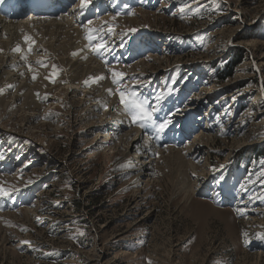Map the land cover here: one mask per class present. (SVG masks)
<instances>
[{
    "label": "rangeland",
    "instance_id": "1",
    "mask_svg": "<svg viewBox=\"0 0 264 264\" xmlns=\"http://www.w3.org/2000/svg\"><path fill=\"white\" fill-rule=\"evenodd\" d=\"M101 3L111 12L79 30L85 49L95 58L105 44L107 82L136 91L151 119L142 127L119 97L67 89L54 54L65 34L44 30L52 45L34 43L30 63L42 87L29 109L0 107V186L11 193L0 197V264H264V0ZM87 28L98 30L91 42ZM199 135L208 140L186 150ZM138 156L153 170L127 167Z\"/></svg>",
    "mask_w": 264,
    "mask_h": 264
},
{
    "label": "bare ground",
    "instance_id": "2",
    "mask_svg": "<svg viewBox=\"0 0 264 264\" xmlns=\"http://www.w3.org/2000/svg\"><path fill=\"white\" fill-rule=\"evenodd\" d=\"M32 1H36L35 6L38 4V0H0V49H2V51H0V107H1V104L6 102L7 104H11L9 105V108L15 109L18 107V105L15 106V104L23 100L24 108L25 107L27 109L30 108V105L32 104L31 98H34V94L42 87V85L39 86V85H36V83L32 82V76L35 73L32 67H31V70L29 69V65H31L30 63L33 61L32 59L35 56L33 55L34 44L32 45L31 50H29V47L27 43L24 41L23 37L25 35L31 36L33 40L35 41V44H37V46H39L40 48L45 47L49 51V49L46 46L52 45V42L43 43L44 40L42 41L41 38L43 36L42 34L44 30L50 31L53 27H54L53 32L55 36H58V35L62 36L65 34L64 35L65 41L63 40L64 42H62V45L61 46L59 45L61 49L57 51V54L56 53L54 54L55 56L58 55V59L61 61L60 62L61 68H63V70H67L68 74H70L71 72L72 82L69 85V87H67V89L71 88L73 92H76L78 89L86 88L87 90L90 91L88 95H95L96 97H100V95L102 94V96L104 95V97L109 96L113 104L116 105V103H118V100H117L118 95L116 93L114 85H111L110 84L111 82L110 83L107 82L104 76V73L102 72L104 69L102 70L101 65L97 63V62L108 63V60H107L108 56L106 57V55L113 54V53L105 52L103 48L99 51L98 56H96L95 58H92L91 56L93 54L90 56L86 51L88 48L85 49V43L83 42V37L81 38L82 31L81 32L79 31L81 28L84 27L83 25L85 24L87 20L99 21L102 18H106L105 16L100 17V13H105V12L108 13V12H111V10H109V8L106 5H102L101 0H89L87 5L84 7H81V0H66L65 2H62L61 0H52L51 6L42 8V9H38V8L35 9V7L32 8L30 6ZM129 1L130 0H123L124 3H127ZM120 6H121V3L119 2V6H117L116 9L118 10ZM26 9L31 10L30 15L25 18L21 17V15H23ZM133 20L134 19H132L131 21ZM95 23L96 22H94V24ZM67 28H69L70 31L68 32L62 31L63 29L66 30ZM34 37L36 39H34ZM17 45L21 47L22 51L20 52L14 51ZM58 64L55 62V65H58ZM67 71L65 73H67ZM27 73L29 74L26 75ZM43 73L44 71H42L41 73L42 76H43ZM108 74H106V76ZM101 77H103V79H101ZM85 81H88V83L85 84L84 83ZM44 86H48V85L45 84ZM109 89L112 90L111 93H109L108 91ZM9 90H12L13 92H9ZM8 93H12L14 95L13 96L14 99H11V100L5 99V96H7ZM22 108L23 107H21L20 109ZM118 111H120V109ZM121 116H124V115L121 114ZM134 132H136V130H134ZM132 134H135V133L131 131V135ZM127 135H129V133H127L125 136ZM172 138H173L172 136H168L166 141H172ZM198 138L199 140L194 141L191 144V146H189V148L187 147L186 150L190 151L191 148L199 147L202 144L200 143L201 141L208 140V138L206 139L205 135H199ZM140 140L141 138L137 139V137L134 136L132 141L129 142V145H132L133 147L134 146L137 147L141 145V143L138 142ZM123 143H126V141ZM142 148H144L143 145L141 146V149ZM183 151L182 150L178 151L177 155H179L180 157L181 156L186 157L182 153ZM140 158H139V162L138 161L136 162V160L130 158L129 160H131V165H128L127 167H133L132 171H135V172H138V171L145 172L148 170L150 171L152 169V165H150V161L148 159L142 160V158L144 157H142L141 159ZM120 166H121V163H120ZM193 168L195 169L194 166ZM200 170L204 171V168ZM148 174H152V173L148 172ZM194 189L195 188L192 185L188 191L190 192L191 190L194 192Z\"/></svg>",
    "mask_w": 264,
    "mask_h": 264
},
{
    "label": "snow or ice",
    "instance_id": "3",
    "mask_svg": "<svg viewBox=\"0 0 264 264\" xmlns=\"http://www.w3.org/2000/svg\"><path fill=\"white\" fill-rule=\"evenodd\" d=\"M88 3V0H81V7L86 6ZM91 21H88V24L91 25ZM98 31L97 29H92V28H87V32L89 33L87 36V39L91 42L93 41V36L92 33ZM109 31H111V29H109ZM129 31H136V29H130ZM24 41L27 43L29 50H31L32 45L35 43V41L33 40V38L29 35H25L23 37ZM105 48V44L104 43H96L94 45L93 51L99 52L101 49ZM0 51H2V49H0ZM14 51L16 52H20L22 51L21 47L19 45H17V47L14 49ZM38 63H40L38 61ZM45 67H47V65H44ZM52 72L49 74V76L46 77V79L55 82V77L57 76V66L56 65H52ZM29 69L31 70V65H29ZM125 73L123 72H117V71H113L112 72V82L114 84H119L123 81L124 77H125ZM37 77L35 74H33L32 79L35 80ZM101 79H103V77H101ZM85 84L88 83V81L84 82ZM11 87V86H10ZM135 87V86H133ZM109 93L112 92L111 89L108 90ZM117 93H118V97H119V102L121 105L124 106L125 110L130 112L132 114V119L134 122H141V126L143 127L144 121H147L149 119H151V115L152 113L149 112L142 103H140L136 97H137V93L136 91H127L126 88L125 89H121L118 88L117 89ZM37 95H39V93H37ZM47 94H45V99H47ZM105 107H107V105H105ZM169 123V121H164L162 123L159 124V131H163L166 127L167 124ZM11 193L4 188L3 186H0V197H6V196H10ZM27 230V229H25ZM244 235H247L246 233ZM23 243L25 244H29L30 242L28 241H24Z\"/></svg>",
    "mask_w": 264,
    "mask_h": 264
},
{
    "label": "trees",
    "instance_id": "4",
    "mask_svg": "<svg viewBox=\"0 0 264 264\" xmlns=\"http://www.w3.org/2000/svg\"><path fill=\"white\" fill-rule=\"evenodd\" d=\"M241 63V58H236V59H232L228 62H226L225 67H224V72L222 74V77L220 78V81H224L225 79H227L228 77H230L235 68Z\"/></svg>",
    "mask_w": 264,
    "mask_h": 264
}]
</instances>
